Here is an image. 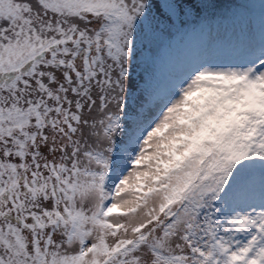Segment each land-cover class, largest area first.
I'll use <instances>...</instances> for the list:
<instances>
[{
  "label": "snow or ice",
  "instance_id": "obj_1",
  "mask_svg": "<svg viewBox=\"0 0 264 264\" xmlns=\"http://www.w3.org/2000/svg\"><path fill=\"white\" fill-rule=\"evenodd\" d=\"M0 264H264V0H0Z\"/></svg>",
  "mask_w": 264,
  "mask_h": 264
}]
</instances>
